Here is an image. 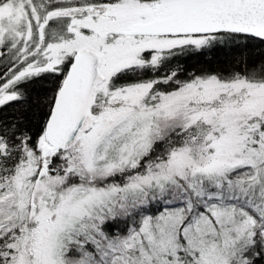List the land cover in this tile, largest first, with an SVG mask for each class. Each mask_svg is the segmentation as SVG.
<instances>
[{
    "label": "snow or ice",
    "instance_id": "6c2138e0",
    "mask_svg": "<svg viewBox=\"0 0 264 264\" xmlns=\"http://www.w3.org/2000/svg\"><path fill=\"white\" fill-rule=\"evenodd\" d=\"M0 264H264V0H0Z\"/></svg>",
    "mask_w": 264,
    "mask_h": 264
},
{
    "label": "trees",
    "instance_id": "16d2710c",
    "mask_svg": "<svg viewBox=\"0 0 264 264\" xmlns=\"http://www.w3.org/2000/svg\"><path fill=\"white\" fill-rule=\"evenodd\" d=\"M205 60L204 57L202 56H192L189 57L186 61H185V65L186 67L190 70L193 67H198L201 64H204Z\"/></svg>",
    "mask_w": 264,
    "mask_h": 264
}]
</instances>
